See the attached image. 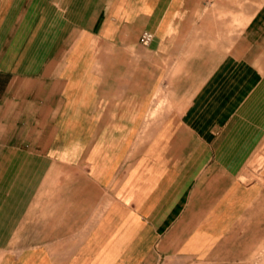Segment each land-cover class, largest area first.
<instances>
[{
  "label": "crops",
  "instance_id": "crops-1",
  "mask_svg": "<svg viewBox=\"0 0 264 264\" xmlns=\"http://www.w3.org/2000/svg\"><path fill=\"white\" fill-rule=\"evenodd\" d=\"M262 60L258 0H0V264H263Z\"/></svg>",
  "mask_w": 264,
  "mask_h": 264
},
{
  "label": "rangeland",
  "instance_id": "rangeland-1",
  "mask_svg": "<svg viewBox=\"0 0 264 264\" xmlns=\"http://www.w3.org/2000/svg\"><path fill=\"white\" fill-rule=\"evenodd\" d=\"M260 4H264V0H258ZM248 65L250 67L248 69H253L255 66L259 68L260 72L263 74V77H257L255 79H252V81L256 80V83L261 82L262 86L264 87V60L262 61H253L248 62ZM254 83V82H253ZM260 83V84H261ZM263 108H264V97H263ZM245 174L243 177V180L247 182H260L264 186V141L260 145V147L256 150L253 157L248 159V162L246 163L245 167ZM41 180H44L43 178ZM10 227H12V230L7 229V238L3 239L0 238V248H2L5 245H10L14 242V238H12L10 235L15 227V223H10ZM28 241H31V239H28ZM2 254L0 252V258ZM261 258H263L262 263L264 264V253L260 255Z\"/></svg>",
  "mask_w": 264,
  "mask_h": 264
},
{
  "label": "built area",
  "instance_id": "built-area-1",
  "mask_svg": "<svg viewBox=\"0 0 264 264\" xmlns=\"http://www.w3.org/2000/svg\"><path fill=\"white\" fill-rule=\"evenodd\" d=\"M154 39V35L150 32H144L140 38V42L144 46L150 45L152 40Z\"/></svg>",
  "mask_w": 264,
  "mask_h": 264
}]
</instances>
